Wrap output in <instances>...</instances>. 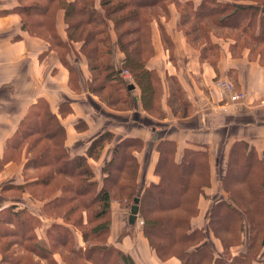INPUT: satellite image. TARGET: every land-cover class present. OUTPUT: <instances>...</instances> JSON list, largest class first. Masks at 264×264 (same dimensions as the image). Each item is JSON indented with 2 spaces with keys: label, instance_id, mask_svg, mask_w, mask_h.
Listing matches in <instances>:
<instances>
[{
  "label": "trees",
  "instance_id": "obj_1",
  "mask_svg": "<svg viewBox=\"0 0 264 264\" xmlns=\"http://www.w3.org/2000/svg\"><path fill=\"white\" fill-rule=\"evenodd\" d=\"M261 1L201 0L194 9L191 0L182 3L176 0L179 5L190 4L192 11L186 15L179 11L178 26L192 46L198 47L196 33L207 41L202 59L215 64L217 59H210L214 48L219 51V46L212 41L213 30L208 25L206 30L202 20L208 19L217 29L248 33L253 41L261 43V40L264 42V8L259 6L264 5V0ZM16 2L14 11L21 15L23 30L48 41L59 53L73 82L82 79V75L78 66L68 63L67 55L71 53L72 43L80 42V54L86 58L88 71L87 80L83 81L92 94L111 109L126 110L135 100L133 88L129 87L134 83L143 109L151 114L157 103L160 117L165 116L161 107L162 80L155 70L147 67V61L154 55L150 24L161 16L148 18L146 10L164 5L167 10L168 0H99L98 6L95 0ZM59 9L64 11L66 40L56 31ZM255 26L257 32L251 35ZM118 51L123 58L116 63ZM125 70L131 73V81L124 78ZM166 83L171 112L174 115L190 112L176 77L168 76ZM111 140L112 134L104 132L93 139L86 154L70 156L64 146L65 129L48 103L40 100L30 108L10 140L7 157L18 161L25 147V168L35 169V179H26L15 190L19 195L27 192L30 200L43 203L38 212L40 216L53 218L61 213L66 223H52L46 229V239L41 241L35 232L41 225L35 216L36 209L26 206L17 211L13 207L0 211V264H39L43 260L60 264L54 257L57 253L63 264L75 261L119 264L118 258L122 264H134L128 254L106 243L114 191L122 195H116L118 198L133 202L137 198L141 202L140 230L161 260L174 256L180 264H264V165L254 150L238 142L230 151L221 181L227 199H216L207 215V229L223 246L222 253L215 255L206 241V229H192L190 225L192 217L198 214V199L211 183L206 149L185 148L177 161L175 142L170 139L159 142L154 168L158 181L146 185L139 196L136 195L137 181L140 186L141 182L135 154L142 148L139 138L126 137L115 144L103 167L106 176L100 182L94 179L88 157L97 158L103 145ZM57 191L61 192L60 196L51 198ZM74 228L80 230L85 250L74 245V231L78 232ZM125 234L121 232L119 237ZM238 245H244V251L234 256L230 248Z\"/></svg>",
  "mask_w": 264,
  "mask_h": 264
},
{
  "label": "crops",
  "instance_id": "obj_2",
  "mask_svg": "<svg viewBox=\"0 0 264 264\" xmlns=\"http://www.w3.org/2000/svg\"><path fill=\"white\" fill-rule=\"evenodd\" d=\"M98 2L95 0L96 6ZM16 6V0H0V211L8 207H13L14 211L26 206L36 209L35 216L41 225L35 232L41 241L46 239V229L52 223L65 224L62 220L40 216L38 212L43 203L30 200L27 192L21 195L16 192V186L26 179H35V169L25 168V147L18 161L7 157L10 140L20 123L32 106L44 100L65 129L64 146L70 156L86 154L93 139L104 132L112 134V140L103 145L97 158L88 157L94 179L98 182L106 176L103 167L110 158L111 149L126 137L142 141V148L135 152L141 183L158 181L154 168L159 155L157 145L162 140L175 142L177 161L185 148L206 149L211 183L200 195L198 214L192 217L190 225L192 229L205 228L206 241L211 244L215 255L221 254L223 246L220 240L207 229V215L216 199H227L221 181L233 145L238 142L245 144L255 151L264 165V63L258 59L250 60L248 48H243L239 57H233L229 47L223 50L222 43L213 35L212 41L219 46L216 63L202 59L200 50L188 43L183 29L178 26L179 13L175 6L170 5L166 16L150 24L154 55L147 61V67L155 70L162 80L164 94L161 107L165 112L162 119L151 121L142 107L136 84H132L135 100L126 110L109 108L86 88L83 81L88 77L86 62L76 56V53L80 54V42H73L71 53L67 55L68 63L78 66L82 75V79L73 82L59 53L48 41L23 30L21 15L14 11ZM56 31L62 40L67 39L62 9L56 13ZM233 42L231 40L230 46ZM122 58L123 54L116 52V63ZM123 76L131 81L128 74ZM168 76L176 77L183 88L190 106L189 113L174 115L167 105ZM220 77L233 84L234 92L243 94L241 99L229 101L214 84V80ZM60 194L57 191L51 198ZM110 206L108 245L128 254L134 264H180L174 256L161 260L150 248L140 226L135 238L130 236L135 225L125 230L123 211L112 202ZM122 230L126 234L119 237ZM74 237L76 247L85 246L79 232L74 231ZM230 251L235 256L244 251V245L233 246ZM57 256L54 255L56 260Z\"/></svg>",
  "mask_w": 264,
  "mask_h": 264
},
{
  "label": "rangeland",
  "instance_id": "obj_3",
  "mask_svg": "<svg viewBox=\"0 0 264 264\" xmlns=\"http://www.w3.org/2000/svg\"><path fill=\"white\" fill-rule=\"evenodd\" d=\"M193 3H192V7L195 9L196 8V6L200 3V1L201 0H191ZM233 1V0H232ZM242 1H244V2H248V1H251V0H242ZM256 1H261V0H256ZM263 1V0H262ZM261 1V2H262ZM166 2L167 1H165V5H166ZM180 3H182V2H180ZM165 5H164V7H155V8H153V9H150V10H146V12H148L147 14H146V16L148 15V18L150 17V16H152V17H157L158 15H160L161 17L162 16H166L167 14H166V11L168 10V8H167V10H165ZM175 6L174 8H176V11L179 13V11L183 14V15H186V14H188L189 12H192L191 11V8H190V4H188V5H179L177 2H176V0H168V7L169 6ZM259 8L260 9H262V8H264V5H262V4H260V6H259ZM189 16V15H188ZM179 17H180V14H179ZM212 20V19H211ZM202 22H204V26H205V29L207 30V25L210 27V29L211 30H213L212 31V33H213V35L218 39V41H220L222 44H221V46H222V49L224 50L225 48H226V50H227V48L229 47V51H230V53H231V55L233 56V57H235V58H237V57H239V55H240V52H241V50L243 49V48H246L245 46H248V49H249V53H248V58L250 59V60H255V59H258L259 61H260V63L262 64V63H264V42L261 40L260 42L261 43H258L257 41H253L251 38H250V36H249V34L248 33H246V35H242V34H239L237 31H230V30H223V29H217V28H215V27H217V26H215V25H212V24H210V21L208 20V19H203L202 20ZM218 25V24H217ZM264 25V24H263ZM253 26L254 25H252V26H250V28L252 27L253 28ZM256 27L257 26H255L254 28L256 29ZM260 29H261V27H259ZM251 35L253 34V33H255L256 34V32H257V29L256 30H254V32H253V29H251ZM111 34H113V35H111L112 36V38H114V40H115V35H114V33H113V31L111 30ZM197 35H199L198 33H196L195 34V36H194V38L195 37H197V39L198 40H196V42H195V44L198 46L197 47V50H200V55H202L203 53H204V46H206V44H207V41H205V39H203V38H199ZM235 40V42H233V45H232V47L230 46L231 44V40ZM233 40V41H234ZM234 46V47H233ZM208 52V51H207ZM213 52H214V55L211 53V55H213V58H211L210 60H216L217 59V57H218V53H219V51H218V49H216V48H214V50H213ZM81 53V52H80ZM209 54V53H208ZM76 56H79V59H82V60H85L86 61V58H85V56L83 55V54H79V55H77V53H76ZM115 56H116V53H115ZM207 57V56H206ZM116 58V57H115ZM125 71H127V70H125ZM128 72V75H129V77H131V73L129 72V71H127ZM132 78V77H131ZM128 81H129V78L127 79ZM134 81V80H133ZM214 82H215V80H214ZM176 87H177V85H176V83H174V89H176ZM177 94H178V92H174V95H176L177 96ZM156 104L157 103H154V105H153V107L154 108H156V109H154V111H151V114H149L148 112V114L150 115V117H151V121H157L158 119H162L161 117H160V109L158 108V107H156ZM158 106H159V104H158ZM187 113H189L188 111H186ZM141 184V186L139 185V183H138V181H137V190H136V195H141V192H142V189L146 186V185H148L149 184V182H143V183H140ZM47 189V188H46ZM38 193H41V191H38ZM113 195H114V199L112 200V204H114V206H116L117 208H120L122 211H123V217H124V228H125V230H128V229H131L130 228V226L132 227V225H135V228L134 229H131V231H130V233H133V235H130V236H134V234L136 233V232H138V230H139V226L141 225V216H140V213H139V206H141V202L139 201L137 204H138V211H137V213H136V215H135V219H134V221H133V223H130L129 222V215H130V207H131V205L134 203L132 200H127L125 197H121V198H118L116 195H118V196H122L120 193H118V192H113L112 193ZM57 215H58V217H49V216H46L47 218H49L50 220H58V221H60V220H62V223H64V221H63V219L60 217L61 216V213H57ZM74 216H76V215H74ZM66 223V222H65ZM137 228H138V230H137ZM74 229H76V231H78L79 233H80V230L79 229H77V228H74ZM125 230H122V232H125ZM135 236H136V234H135ZM135 236L133 237V238H135ZM74 245H76V244H74ZM77 246V245H76ZM86 246V245H85ZM84 245H83V247H82V250H85L86 249V247H85ZM60 250V249H59ZM58 254V256H57V258H58V260H59V258H60V255H59V253H57ZM68 256V255H67ZM68 258H70L69 256H68ZM61 260V259H60ZM60 264H63V262L62 261H58ZM117 262H119V264H122L121 263V261H120V259L118 258L117 259ZM39 264H48L46 261H42V262H40ZM73 264H79L78 263V261H75ZM82 264H88V263H85V262H83ZM104 264H112V263H110V262H105ZM118 264V263H117Z\"/></svg>",
  "mask_w": 264,
  "mask_h": 264
},
{
  "label": "built area",
  "instance_id": "obj_4",
  "mask_svg": "<svg viewBox=\"0 0 264 264\" xmlns=\"http://www.w3.org/2000/svg\"><path fill=\"white\" fill-rule=\"evenodd\" d=\"M123 74H128V72L124 71ZM214 84L227 95V98L230 102H237L243 96L242 93L233 91V84L226 78L220 77L215 80Z\"/></svg>",
  "mask_w": 264,
  "mask_h": 264
},
{
  "label": "water",
  "instance_id": "obj_5",
  "mask_svg": "<svg viewBox=\"0 0 264 264\" xmlns=\"http://www.w3.org/2000/svg\"><path fill=\"white\" fill-rule=\"evenodd\" d=\"M129 87L132 88L133 85H129ZM137 203H138V199L135 198L134 203L130 207V215H129V222L130 223H133V221L135 219V215L138 211V204Z\"/></svg>",
  "mask_w": 264,
  "mask_h": 264
}]
</instances>
